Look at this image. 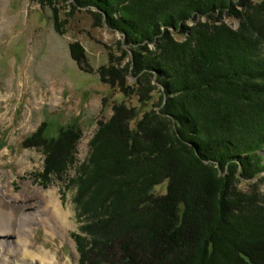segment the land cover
<instances>
[{
	"label": "trees",
	"instance_id": "1",
	"mask_svg": "<svg viewBox=\"0 0 264 264\" xmlns=\"http://www.w3.org/2000/svg\"><path fill=\"white\" fill-rule=\"evenodd\" d=\"M88 6L138 50L121 74L97 70L109 86L103 107L116 88L120 99L76 178L81 264H264V199L251 183L264 171V0L71 3ZM196 16L207 20L188 28ZM226 16L243 22L230 29ZM70 53L85 59L77 43ZM128 73L140 75L126 89ZM43 125L31 139L55 144V155L79 130L63 125L53 136ZM232 184L249 185L247 197Z\"/></svg>",
	"mask_w": 264,
	"mask_h": 264
},
{
	"label": "rangeland",
	"instance_id": "2",
	"mask_svg": "<svg viewBox=\"0 0 264 264\" xmlns=\"http://www.w3.org/2000/svg\"><path fill=\"white\" fill-rule=\"evenodd\" d=\"M257 1L262 0H252ZM73 2L0 0V244L12 245L0 253V264L40 263L25 257L23 251L36 256L39 251L47 253L46 261L54 259L53 264H81L74 235L85 234L80 232L82 223L77 217L76 178L82 175L81 164L88 160L90 141L100 122L111 117L113 100L120 99L116 88L113 100L106 98L103 107L109 86L99 80L97 70L113 66L121 74L120 69L132 62L133 50L138 49L131 50L123 34L95 15L100 10L93 6L72 10ZM198 20L207 19L196 16L186 25L190 28ZM242 22L241 17L224 19L233 30ZM173 37L186 40L185 36ZM74 43L85 56L78 63L70 53ZM154 44L148 48L154 50ZM80 64L90 66L91 71ZM139 75L128 73L125 88ZM113 84L117 86L115 81ZM72 123L79 130L71 134L75 140L69 141L70 147L61 155L50 153L55 144L31 139L43 124L50 127L47 134L56 136L60 126L68 128ZM57 139L63 141V134ZM259 154L264 157V149ZM55 167L61 168L55 171ZM260 178L251 183L264 199V171ZM232 185L244 198L251 189L245 184ZM44 198L54 200L66 218L54 215L53 206ZM247 209L253 210L244 205L239 211Z\"/></svg>",
	"mask_w": 264,
	"mask_h": 264
},
{
	"label": "bare ground",
	"instance_id": "3",
	"mask_svg": "<svg viewBox=\"0 0 264 264\" xmlns=\"http://www.w3.org/2000/svg\"><path fill=\"white\" fill-rule=\"evenodd\" d=\"M52 200V199H51ZM44 201H50L49 199H45L44 198ZM50 206L52 205L53 206V209H54V215H57L58 217H61L62 216V219L66 218V217H63V215H66L65 212H61L60 209H59V206L55 203L54 200L50 201ZM48 206V204H47ZM1 241V240H0ZM12 245L8 244L7 247H11ZM7 247H3L2 244H0V253L3 252V250H8ZM12 249V248H10ZM36 250V247L35 249ZM12 251V250H11ZM14 251V250H13ZM5 252V251H4ZM9 252V251H8ZM23 254L25 257H28L30 258L31 260H34V262L36 261H39L40 263L39 264H53L55 262L54 259H51L49 262L46 261L47 259V253H42L41 254V251H39V256H36L34 254H31V252H28V251H23ZM7 256V255H6ZM57 262V261H56Z\"/></svg>",
	"mask_w": 264,
	"mask_h": 264
}]
</instances>
